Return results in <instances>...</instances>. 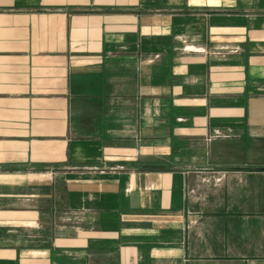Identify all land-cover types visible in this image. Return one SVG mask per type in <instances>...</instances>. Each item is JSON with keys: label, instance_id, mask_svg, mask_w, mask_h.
I'll use <instances>...</instances> for the list:
<instances>
[{"label": "crops", "instance_id": "crops-1", "mask_svg": "<svg viewBox=\"0 0 264 264\" xmlns=\"http://www.w3.org/2000/svg\"><path fill=\"white\" fill-rule=\"evenodd\" d=\"M0 264H264V0H0Z\"/></svg>", "mask_w": 264, "mask_h": 264}]
</instances>
